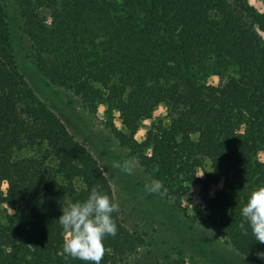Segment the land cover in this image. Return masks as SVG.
I'll return each instance as SVG.
<instances>
[{
    "label": "trees",
    "instance_id": "1",
    "mask_svg": "<svg viewBox=\"0 0 264 264\" xmlns=\"http://www.w3.org/2000/svg\"><path fill=\"white\" fill-rule=\"evenodd\" d=\"M12 1L13 15L0 0V209H12L0 223V264H85L63 252L62 207L93 187L116 202L71 120L20 71L13 23L47 84L89 111L119 113L127 132L111 122V135L161 182L156 195L180 200L207 164L204 191L223 182L204 205L209 226L264 264V243L239 226L246 193L264 182V12L247 0ZM160 104L165 121L137 142L139 121ZM112 216L117 232L101 264H198L153 257L133 242L120 207Z\"/></svg>",
    "mask_w": 264,
    "mask_h": 264
},
{
    "label": "rangeland",
    "instance_id": "2",
    "mask_svg": "<svg viewBox=\"0 0 264 264\" xmlns=\"http://www.w3.org/2000/svg\"><path fill=\"white\" fill-rule=\"evenodd\" d=\"M11 1L3 0V3L7 12L10 11L13 15L15 11ZM247 2L257 11L264 12V0ZM13 25L12 34L20 71L45 102L50 105L55 103L68 116L71 124L66 122L70 132L97 158L121 209L122 220L133 236V242L139 243V249L149 250L155 258L173 252L186 262L198 264H259L247 256L243 248L236 249L226 244L211 229L204 217L206 200L223 187V182L220 181L204 191L202 180L205 173L210 171L207 164L197 170V175L202 174L198 176L200 179L189 185L188 193L180 200L168 199L149 191L147 185L154 180L152 171L139 167L128 157L127 150L111 135V122L117 130L127 132L119 113L109 115L103 105H99L94 112L89 111L81 107L76 99L69 101L64 90L47 84V79L27 57L28 45L23 39H18L20 31L16 24ZM220 81L217 74L207 77L210 84H219ZM165 115V106L158 105L150 118L139 121L134 139L142 143L148 130L160 119L164 120ZM259 157L264 159V154L261 153ZM50 163H55L53 158ZM125 166L128 170H125ZM8 213H12L11 206L3 204L0 209V223L5 222Z\"/></svg>",
    "mask_w": 264,
    "mask_h": 264
},
{
    "label": "clouds",
    "instance_id": "3",
    "mask_svg": "<svg viewBox=\"0 0 264 264\" xmlns=\"http://www.w3.org/2000/svg\"><path fill=\"white\" fill-rule=\"evenodd\" d=\"M125 170H128L127 166ZM147 188L156 192L162 184L159 180H152ZM114 212H119L118 203L96 187L91 189L84 201L67 202L57 219L64 233L63 252L85 264H101L104 240L117 232L112 216ZM240 215L242 222L239 226L244 234L247 235L250 230L254 240L264 243V182L256 184L246 193Z\"/></svg>",
    "mask_w": 264,
    "mask_h": 264
}]
</instances>
